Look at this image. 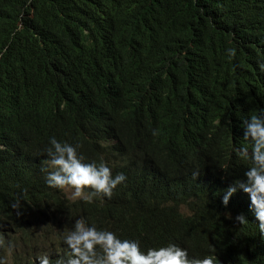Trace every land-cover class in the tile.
Returning a JSON list of instances; mask_svg holds the SVG:
<instances>
[{
    "label": "trees",
    "instance_id": "1",
    "mask_svg": "<svg viewBox=\"0 0 264 264\" xmlns=\"http://www.w3.org/2000/svg\"><path fill=\"white\" fill-rule=\"evenodd\" d=\"M0 49L5 264L66 258L79 217L141 251L173 242L264 264L247 194L221 204L250 166L233 151L250 147L242 121L264 109V0H0ZM49 137L125 180L110 198L69 199L45 184Z\"/></svg>",
    "mask_w": 264,
    "mask_h": 264
},
{
    "label": "clouds",
    "instance_id": "2",
    "mask_svg": "<svg viewBox=\"0 0 264 264\" xmlns=\"http://www.w3.org/2000/svg\"><path fill=\"white\" fill-rule=\"evenodd\" d=\"M4 51L6 49H0V54ZM225 53L228 59L236 54L232 47L226 48ZM257 67L264 72V62H259ZM242 124V138L250 142V147L243 146L233 151L250 166L243 172V179L228 185L221 204L227 206L229 197L237 190L247 194L248 209L258 222L259 233L264 235V109H258ZM152 134H156L155 130ZM48 144L49 147L44 149L47 158L43 171L45 184L50 188H69L74 198L90 204L94 198H110L116 185L125 180L123 173L113 175L102 158L99 162H85V157L78 152V143L49 137ZM234 220L240 224L247 221L243 214H237ZM61 240L67 249L66 258H57L55 264H216V257L190 256L187 248L173 242L141 251L138 240L120 238L116 232L97 228L83 217L73 221ZM4 243V238L0 236V246ZM35 261L36 264H50L47 254L37 256ZM0 264H5L2 257Z\"/></svg>",
    "mask_w": 264,
    "mask_h": 264
},
{
    "label": "rangeland",
    "instance_id": "3",
    "mask_svg": "<svg viewBox=\"0 0 264 264\" xmlns=\"http://www.w3.org/2000/svg\"><path fill=\"white\" fill-rule=\"evenodd\" d=\"M65 192L67 193L68 197H70L71 199H76V198H74V197L71 195V190L66 189ZM21 249L26 250V247L23 246V245H21Z\"/></svg>",
    "mask_w": 264,
    "mask_h": 264
}]
</instances>
